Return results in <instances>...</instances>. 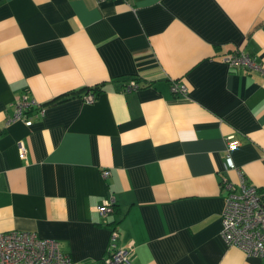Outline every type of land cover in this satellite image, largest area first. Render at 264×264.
<instances>
[{
    "label": "crops",
    "instance_id": "0c3cea01",
    "mask_svg": "<svg viewBox=\"0 0 264 264\" xmlns=\"http://www.w3.org/2000/svg\"><path fill=\"white\" fill-rule=\"evenodd\" d=\"M233 49L264 67V0H0V231L70 264H100L112 225L127 264H264L219 236L226 139L264 189V74L221 60ZM22 92L43 115L5 124Z\"/></svg>",
    "mask_w": 264,
    "mask_h": 264
},
{
    "label": "built area",
    "instance_id": "2783aa9c",
    "mask_svg": "<svg viewBox=\"0 0 264 264\" xmlns=\"http://www.w3.org/2000/svg\"><path fill=\"white\" fill-rule=\"evenodd\" d=\"M104 1V0H95ZM221 60L229 65H238L247 70L253 69L264 74V67L254 62L247 53L233 49L221 56ZM139 86L133 80L125 83L121 90H134ZM169 90L176 95H185L186 86L178 79H172ZM94 92L87 89L80 94L83 101L89 102ZM44 106L40 101L25 92L18 94L12 103V112L5 117L4 123L19 120L24 125L31 124L32 118L41 117ZM235 139H226L224 144L223 166L234 168L237 181L232 183L225 176L219 178V187L223 190V205L220 210L219 236L225 245H234L245 255L264 257V189L245 182L241 172L233 166L228 150L235 146ZM17 155L24 157L25 149L20 141L16 142ZM103 176L108 174L102 169ZM112 196L103 199L94 207L101 217L112 211ZM118 232L115 225L109 230L105 254L100 264H127L128 245H118ZM69 255L62 251L55 239L37 236L32 231L6 230L0 231V264H70Z\"/></svg>",
    "mask_w": 264,
    "mask_h": 264
},
{
    "label": "trees",
    "instance_id": "16d2710c",
    "mask_svg": "<svg viewBox=\"0 0 264 264\" xmlns=\"http://www.w3.org/2000/svg\"><path fill=\"white\" fill-rule=\"evenodd\" d=\"M87 89L92 90L94 93L97 91V87L96 86H91L89 88L82 89L80 93L85 92Z\"/></svg>",
    "mask_w": 264,
    "mask_h": 264
}]
</instances>
